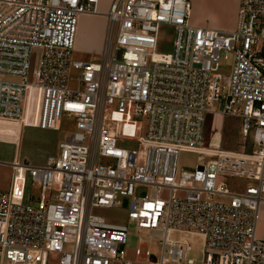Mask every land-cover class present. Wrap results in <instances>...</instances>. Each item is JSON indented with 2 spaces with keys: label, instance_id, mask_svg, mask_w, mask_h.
Here are the masks:
<instances>
[{
  "label": "built area",
  "instance_id": "2783aa9c",
  "mask_svg": "<svg viewBox=\"0 0 264 264\" xmlns=\"http://www.w3.org/2000/svg\"><path fill=\"white\" fill-rule=\"evenodd\" d=\"M104 1L0 0V120L48 130H61L64 116L75 123L44 163H9L0 264H264V0H239L232 30L190 23V0H109L103 10ZM84 14L105 17L103 49L73 60ZM165 25L172 52L158 50ZM229 56L230 72L220 73ZM35 89L43 98L30 113ZM214 111L242 119L250 151L202 147ZM182 151L211 157L179 169ZM237 177L248 183L226 182ZM27 182L40 187L35 201ZM140 186L151 190L137 194ZM122 206L155 246L144 258L141 249L128 255L125 223L96 211ZM186 235L202 238L201 258L190 257Z\"/></svg>",
  "mask_w": 264,
  "mask_h": 264
},
{
  "label": "rangeland",
  "instance_id": "374dc122",
  "mask_svg": "<svg viewBox=\"0 0 264 264\" xmlns=\"http://www.w3.org/2000/svg\"><path fill=\"white\" fill-rule=\"evenodd\" d=\"M191 1V0H190ZM192 2V1H191ZM109 0H105L102 9L106 10ZM105 12V11H102ZM99 16V17H96ZM106 20L103 14L93 15L84 14L81 16L79 31L77 35L76 47L73 51V60H94L101 55V52H95L101 43L102 49L105 39ZM87 37L85 38V35ZM174 41V28L163 26L160 32L158 50L161 52H172ZM83 44L86 48H80ZM102 51V50H101ZM229 58L222 57L220 65V73L227 74L230 72ZM71 76L76 77L79 72L72 68ZM70 85L75 87L76 82L71 81ZM43 93L40 89H35L30 94V110L34 112L41 105ZM223 107V106H222ZM18 124V123H16ZM20 125V124H19ZM75 130V123L72 118L64 116L62 119L61 130L40 129L35 126H23L20 138L17 144L0 141V190H7L11 181V168L9 164L14 158L21 161H27L32 164L44 163L48 155H55L59 151V143L67 138ZM202 147L204 149H221L248 152L252 149V135H244L242 132V119L236 116L228 115L219 111L207 112L205 115L203 126ZM127 147V144H126ZM203 154V155H202ZM210 154L182 151L179 154V169L195 168L197 165L208 162ZM226 182L234 188L243 187L248 183L244 178H227ZM148 186H140L137 188V194L142 192H150ZM40 187L36 183L29 182L27 185V195L31 196V200L35 201L39 197ZM170 194L169 189L161 191V196L167 198ZM97 213L106 217L109 221L125 223L128 226V238L125 249L129 256L134 257L135 250L141 249V255L137 257L144 258L148 249L155 248L153 242H143L142 239L147 235L146 230H139L135 222L128 219V210L122 207L98 208ZM189 237L195 249L190 253V257L201 258L202 238L195 235H186Z\"/></svg>",
  "mask_w": 264,
  "mask_h": 264
},
{
  "label": "crops",
  "instance_id": "0c3cea01",
  "mask_svg": "<svg viewBox=\"0 0 264 264\" xmlns=\"http://www.w3.org/2000/svg\"><path fill=\"white\" fill-rule=\"evenodd\" d=\"M191 1L193 4V8L189 21L193 25L199 27H206V28H217L221 30H232L237 27L239 0H191ZM104 21L106 22V20ZM86 37L87 34L85 35V38ZM102 39L103 36L100 37L101 43L99 44V46L96 49L92 48L93 51L101 52ZM79 47L86 48V46H84L83 44H80ZM28 125L40 128L35 124V122H33L32 124H27V126ZM22 128L23 126H20L19 124L0 120V141L17 144L20 138V133ZM13 160H15V158ZM12 180H13V170L11 168L10 185L8 189L5 191H8L11 188ZM257 235L259 238L264 239V200L259 208Z\"/></svg>",
  "mask_w": 264,
  "mask_h": 264
},
{
  "label": "water",
  "instance_id": "95a60500",
  "mask_svg": "<svg viewBox=\"0 0 264 264\" xmlns=\"http://www.w3.org/2000/svg\"><path fill=\"white\" fill-rule=\"evenodd\" d=\"M126 203H127V199L125 200V205H126Z\"/></svg>",
  "mask_w": 264,
  "mask_h": 264
},
{
  "label": "bare ground",
  "instance_id": "6f19581e",
  "mask_svg": "<svg viewBox=\"0 0 264 264\" xmlns=\"http://www.w3.org/2000/svg\"><path fill=\"white\" fill-rule=\"evenodd\" d=\"M4 121V120H3Z\"/></svg>",
  "mask_w": 264,
  "mask_h": 264
}]
</instances>
